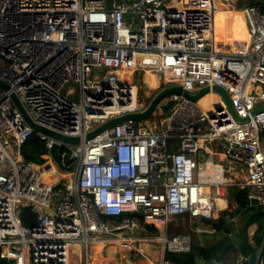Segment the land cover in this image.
Segmentation results:
<instances>
[{
	"label": "built area",
	"instance_id": "built-area-1",
	"mask_svg": "<svg viewBox=\"0 0 264 264\" xmlns=\"http://www.w3.org/2000/svg\"><path fill=\"white\" fill-rule=\"evenodd\" d=\"M215 10V0H0V80L9 87H0V262L177 264L167 254L190 252L191 231L212 232V198L235 187L264 204V110L253 113L264 105V14L240 6L246 36L230 43L215 40ZM213 85L246 121L218 95L220 105L205 109L170 93L156 105L167 111L158 125L127 118L87 138L143 112L164 88ZM12 93L36 124L79 138L36 133L48 150L67 148L65 170L50 157L23 161L33 130ZM213 143L244 168L240 181L219 164L221 177L205 172Z\"/></svg>",
	"mask_w": 264,
	"mask_h": 264
},
{
	"label": "crops",
	"instance_id": "crops-1",
	"mask_svg": "<svg viewBox=\"0 0 264 264\" xmlns=\"http://www.w3.org/2000/svg\"><path fill=\"white\" fill-rule=\"evenodd\" d=\"M219 2L221 5H223L220 13L223 14L227 11L228 15H222V18L225 20V22H222L220 19L218 20L216 18L214 20V26L217 28H215L216 41L222 40L225 42L229 41L230 43H232L233 41H236L237 37L243 39L246 36L245 25L242 16L239 13V7L242 6V4L254 5L264 14V0H245V2L242 4H239L240 0H219ZM220 13L216 12L215 16L220 15ZM217 47H220L219 43L217 44ZM147 76L145 78H147ZM199 89L200 88L198 87L194 92H197ZM213 103H215L216 105H220V101L217 95L216 100H214ZM261 136V144L264 150V133H262ZM214 149H217V151H215ZM213 152L214 155L212 156V158L214 156H217V159L224 163L223 166L226 167H224V171L228 172V178L235 181H240L241 178L244 177L245 171L241 165L235 164L225 158V156L220 152L218 148L214 147ZM205 154L207 155V153ZM218 200H222V204L219 203ZM212 201L214 205V211L217 214V217L210 220L217 221L222 218L225 222V227L222 231H215L212 228L211 233L196 234L191 231L190 234L192 236V243H194V237L197 239L196 243H200V245H203L204 243H213L215 241L214 237L221 236L222 234H228L235 238L237 242V247L240 242L244 243L246 250L249 253L254 254L255 258H243L239 254L238 250L237 254L235 255V258L229 256L226 261L229 263L235 261L236 259H242L246 260V264H250L251 261H253V264H256L259 258L257 254H260L261 252V244H259V240L264 241V219L256 221L245 220L246 208L247 206L253 204L248 201L247 198H237V196H235L230 187L228 188L226 194L223 197L212 198ZM208 221L209 219L204 220L206 224L210 225L211 223H209ZM197 264H201V262L198 261Z\"/></svg>",
	"mask_w": 264,
	"mask_h": 264
},
{
	"label": "trees",
	"instance_id": "trees-1",
	"mask_svg": "<svg viewBox=\"0 0 264 264\" xmlns=\"http://www.w3.org/2000/svg\"><path fill=\"white\" fill-rule=\"evenodd\" d=\"M20 154L25 162L42 163L50 157L62 170H65L63 162H73L65 146H55L48 150L44 141L35 132H32L20 146ZM230 189L237 198H247L245 193L237 192L235 187H230ZM262 219H264V204L247 206L245 220L256 221ZM23 220L26 224H31L33 221L26 209L23 212ZM208 222L211 223L210 225L215 231H222L225 227L222 218L217 221L209 220ZM214 238L213 243H204L203 245L196 242L192 243L190 252L168 253L167 256L177 264H197L198 261L201 264H233L234 261L228 263L226 260L229 256L235 258L238 252L235 238L228 234H222ZM259 244H261V252L256 264H264V241L259 240ZM243 261L246 264V260ZM250 264H253V261Z\"/></svg>",
	"mask_w": 264,
	"mask_h": 264
},
{
	"label": "water",
	"instance_id": "water-1",
	"mask_svg": "<svg viewBox=\"0 0 264 264\" xmlns=\"http://www.w3.org/2000/svg\"><path fill=\"white\" fill-rule=\"evenodd\" d=\"M0 87H2L5 90H8V88H9L8 84L2 80H0ZM170 93H179V94L182 93L184 96H186L187 98L194 100V101L200 100L203 96H205L206 94H209V93L216 94L220 97V99L222 100L224 105L227 107L229 112L233 115V117L236 120L241 121V122H244L247 120V118H240L235 114L233 107L231 105V102H230L229 95L227 94L226 90L220 86H217V85H213L211 87L210 86H204V87L200 88L196 93H193V94H191L188 91H183L181 89V87H179V86H172L169 88H164V89H162L156 93H153L152 99H151L150 103L148 104V107L143 112L128 114V115H124L121 117L113 118V119L101 124L100 126H98L93 131L89 132L87 134V138H91V137L95 136L96 134H98L99 132H101L102 130L114 125L117 122L123 121L127 118L144 120L145 118L149 117L150 115H153L154 109H155L156 105L159 103V101L161 99H163L165 96L169 95ZM10 97H11L13 104L15 105V107L20 112L23 120L33 130V132L40 133L42 135H45L47 137H50V138L55 139L57 141H60L62 143H67V144H77L78 143V141H79L78 137L62 135V134L54 132L48 128H45L43 126L36 124L30 118V116L28 115V113L24 109L23 105L21 104V102L19 101L17 96L14 93H12V94H10ZM261 110H264V105L255 107L253 110V113H256V112L261 111ZM238 250H239V254L243 258H249V259L255 258L254 254H251L246 250L244 243H242V242H240L238 244Z\"/></svg>",
	"mask_w": 264,
	"mask_h": 264
},
{
	"label": "rangeland",
	"instance_id": "rangeland-1",
	"mask_svg": "<svg viewBox=\"0 0 264 264\" xmlns=\"http://www.w3.org/2000/svg\"><path fill=\"white\" fill-rule=\"evenodd\" d=\"M168 1H171V0H168ZM244 2H245V0H240L239 4H242ZM242 5H245V4H242ZM245 35H246V31H245ZM154 77H155L154 75L149 74L147 76V78H145V86H146L147 89L148 88H153L155 86V78ZM145 95H147V90H145ZM71 98H72V100L77 101V96L76 95L75 96H72ZM207 99H209V98L208 97L207 98H204V101H206ZM154 111H156V113L159 112V114H157L155 116L150 115L149 117H147V119L145 118L144 120H138V119H136V127H141V128H144V129H149L154 124L158 125V122L167 114V111H165L163 109L161 110L159 108V106H156V108L154 109ZM141 123H145V125H142ZM214 147L217 148L215 143H213L212 149ZM215 151H217V149ZM200 153L202 154V158L200 159V161L202 162V161H204L207 158V155L205 154V152L203 150H200ZM212 162L215 163V164L222 165V166L224 164V163H222L221 161H219L217 159V156H214L212 158ZM224 167L225 166H223V169H224ZM224 175H225V177L228 178V172H225L224 171ZM179 229L181 230V228H179ZM196 240L197 239L194 237V242H197ZM0 264H4V263L0 262Z\"/></svg>",
	"mask_w": 264,
	"mask_h": 264
},
{
	"label": "bare ground",
	"instance_id": "bare-ground-1",
	"mask_svg": "<svg viewBox=\"0 0 264 264\" xmlns=\"http://www.w3.org/2000/svg\"><path fill=\"white\" fill-rule=\"evenodd\" d=\"M238 1V0H237ZM223 3V2H222ZM215 4H216V10H215V14L216 12L220 13L221 11V8L223 7V5L220 4L219 0H215ZM238 5V4H237ZM214 14V20L215 18L216 19H220L222 22H225V20L222 18V15H228V12H224L223 14L220 13V15H216L215 16ZM234 15V14H233ZM223 25V24H222ZM226 25H229V24H226ZM231 25V24H230ZM225 26V25H224ZM218 27V26H217ZM228 27V26H227ZM232 27V26H231ZM216 28V27H215ZM221 28V27H220ZM217 29V28H216ZM223 29V28H222ZM236 40H241V38H236ZM209 98L207 99L206 101H204V98ZM214 100H216V95L212 94V93H209L205 96H203L200 100H199V104H201L205 109L208 108V105L211 103V102H214ZM147 119V118H146ZM205 172H208L211 176V178H218V177H221V168L218 164H208V169L205 171ZM209 188L208 187H205V190H208ZM219 203L222 204V200H218Z\"/></svg>",
	"mask_w": 264,
	"mask_h": 264
}]
</instances>
